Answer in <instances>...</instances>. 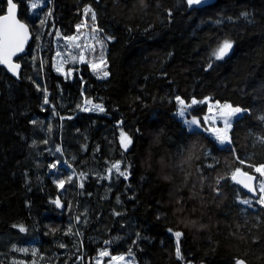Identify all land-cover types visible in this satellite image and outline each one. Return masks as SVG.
I'll return each instance as SVG.
<instances>
[{"label":"trees","instance_id":"obj_1","mask_svg":"<svg viewBox=\"0 0 264 264\" xmlns=\"http://www.w3.org/2000/svg\"><path fill=\"white\" fill-rule=\"evenodd\" d=\"M14 1L32 39L17 58L19 79L0 64V236L34 226L43 260L73 251L70 214L51 197L74 205L75 180L67 172L57 181L38 176L36 143L58 140L61 113L65 154L82 179L79 207H88L86 232L99 239L84 238L87 264L103 246L132 253L137 264H264V205L255 200L264 193L242 203L249 195L232 180L236 169L255 173L264 163V0H49L37 17L27 0ZM6 5L0 0V15ZM87 5L112 37L108 76L82 64L66 78L53 68L54 31L74 32ZM226 39L233 48L216 59ZM176 97H209L247 112L221 147L176 118ZM84 100L104 111L81 110ZM206 111L202 104L188 115L204 125ZM122 132L131 139L127 148ZM117 164L114 177L101 178ZM8 249L0 244V252ZM0 264L10 261L0 254Z\"/></svg>","mask_w":264,"mask_h":264},{"label":"rangeland","instance_id":"obj_2","mask_svg":"<svg viewBox=\"0 0 264 264\" xmlns=\"http://www.w3.org/2000/svg\"><path fill=\"white\" fill-rule=\"evenodd\" d=\"M29 5V14L30 16H40L43 13L48 12L49 8V0H27ZM36 4L37 7L33 8L32 5ZM90 8L91 12L86 13L85 9ZM84 13L82 15L81 21L76 25L75 31L72 33H65L60 29H56L53 35V44H54V55H53V68L56 72L62 74L66 78H72L74 73H76L82 64H87L90 69L94 72V74L98 78H106L103 73L107 71V61H106V51L107 45L112 37L101 32L97 25L96 19H92L91 13L94 10L89 6L84 7ZM95 13V12H94ZM46 20V19H45ZM77 26H80L79 28ZM69 37H75V39H68ZM80 45V47H77ZM59 53V55H58ZM82 57V58H81ZM96 64L98 67L94 70L92 65ZM60 69L59 71L57 69ZM181 100H183L181 98ZM195 100L197 103H192ZM84 100L80 109L83 111H91L102 113L97 110L94 106L101 105L100 103L91 102L86 103ZM184 101V100H183ZM49 103V102H48ZM206 104L207 111L203 115L204 125H201L199 122V118L195 116H189V110L191 108L197 107L199 105ZM224 104H230L228 102H219L213 101L209 97H205L202 99L192 98L190 102L184 101V105H181L177 101V109L175 111V116L177 119L182 121V123L189 129H201L210 137H212L216 143L221 147H226L230 145V129L231 127H227L225 124V120H229L231 126L233 121L243 115L245 111L234 114L231 117H227L222 115L221 113L226 111L222 108ZM231 105V104H230ZM233 106V105H232ZM103 107V106H102ZM237 107V106H233ZM85 108L89 110H84ZM181 108L184 109L183 115L180 114ZM241 108V107H240ZM104 109V107H103ZM243 109V108H241ZM57 110V109H56ZM58 111V110H57ZM59 113V111H58ZM61 117L63 115L59 114V123H58V140L54 143L47 142H38L36 143V149L39 155V169L38 176H46L49 175L56 181L61 177L63 172H67L71 179L75 180L77 187V198L74 205H67L62 208L61 211L70 214V218L72 221V237H73V251L71 254H67L63 260H43L38 256L37 253V245L36 241L37 237V228L34 226H17L16 233L13 236H0V244L1 246L6 243L9 246L8 251H1L0 254H3L10 261V264H87L85 258L83 256L84 246V238L90 240L91 243H95L99 241V239L95 238L92 235H87L86 228L89 220L88 207L82 206L79 207L78 199H79V188L81 187L82 179L78 170L69 163L66 154L65 147L63 145L62 139V121ZM192 120L198 121V124L189 123ZM41 128V127H40ZM217 130H226L228 140H225L224 143H221L220 140L217 139ZM223 134V131L220 132ZM42 161V163H41ZM63 167L60 169V167ZM118 171L116 168H112V171L108 174L102 175L101 178H105L109 181L112 177L116 175ZM255 172V171H254ZM256 173V172H255ZM259 174V173H257ZM92 176H98V172L92 174ZM261 178L257 181V189L260 191L259 182ZM61 181V180H59ZM63 186L59 185V189H62ZM58 195H53L51 197V204L56 207L54 203V199ZM60 197V196H59ZM252 197L246 198L245 200H249L251 203L248 205H252ZM260 199L255 198L258 202ZM61 200V198H60ZM62 201V200H61ZM63 202V201H62ZM64 203V202H63ZM57 208V207H56ZM23 228V231H21ZM177 232H174L173 235L176 239V243L178 241V237L176 236ZM23 239L25 242H23ZM92 239V240H91ZM5 244H2V242ZM104 245L108 242L103 241ZM26 250V251H23ZM101 252H107L108 255L101 256ZM119 257H123V259H118ZM115 258V259H114ZM91 264H137V261L132 253H121V254H110L109 248L106 246L101 247L98 252L93 256ZM185 264H195L193 262H186Z\"/></svg>","mask_w":264,"mask_h":264},{"label":"snow or ice","instance_id":"obj_3","mask_svg":"<svg viewBox=\"0 0 264 264\" xmlns=\"http://www.w3.org/2000/svg\"><path fill=\"white\" fill-rule=\"evenodd\" d=\"M189 6L193 4H200L202 3V0H187ZM8 4V14L0 16V64L7 65L9 67V70L12 71L14 74L19 69V64H14L12 62V56H14L17 52L23 51V45L27 40V27L26 25L19 22V20L16 19L15 10L17 8V5L13 2V0H7ZM33 8H36L37 5L34 3L32 5ZM85 12H91L90 8H86ZM92 19L95 20L96 16L95 13L92 12ZM244 15H247L246 13ZM43 23V21H42ZM78 28L80 26H77ZM68 39L72 40L75 39V37H69ZM77 47H80V45H77ZM232 48V42L228 39L224 40L223 43L213 52V55L216 57V59H222L228 51ZM59 55V53H58ZM82 58V57H81ZM93 69L95 70L98 65L93 64ZM211 67V65H209ZM60 70L59 68L57 69ZM103 75L106 77L108 75V72H104ZM177 101L184 105V101L181 100L180 97H176ZM46 104L48 103L47 96H45ZM86 103H91L90 101H86ZM192 103H197V101L193 100ZM99 111H104L103 107L101 105H95L94 106ZM222 108L226 111L222 112L221 114L227 117H231L234 114L240 113L242 111H245L244 109H241L240 107H233L230 104H224ZM84 110H89L85 108ZM184 109L181 108L180 114L183 115ZM261 120H264V116L260 117ZM189 123L191 124H198V121L192 120ZM225 124L227 127H231V124L229 120H225ZM223 131V134L221 135L220 132ZM217 139L220 140L221 143H224L225 140H228L227 132L226 130H217ZM262 142H264V139H262ZM121 143L122 145L127 148V146L131 143V139L127 137L126 134L123 132L121 133ZM243 163V161H241ZM114 168H116L117 171H119V165H114ZM255 172L260 174V177H264V163L260 164L258 167H255ZM121 176H124L127 178V175L125 172H119ZM243 175L246 177L247 181H253L257 179L255 176L249 175L247 172H241V169H236V171L233 173L232 178L235 180L237 175ZM71 180V177L68 178ZM239 183H242L244 187L249 188L250 190L255 192V188L250 183H245L244 181H238ZM64 181H59V185L63 186ZM259 188L261 193H264V180H260L259 182ZM242 203L250 204L251 202L249 200H244ZM261 205H264V194L260 196V199L258 201ZM21 231H23V228H21ZM181 234L176 233V236L179 238ZM26 251V250H23ZM101 256L108 255L107 252H101ZM177 256L180 257V250L179 246H177ZM115 259V258H114ZM118 259H123V257H119ZM236 264H244V261L238 260Z\"/></svg>","mask_w":264,"mask_h":264},{"label":"water","instance_id":"obj_4","mask_svg":"<svg viewBox=\"0 0 264 264\" xmlns=\"http://www.w3.org/2000/svg\"><path fill=\"white\" fill-rule=\"evenodd\" d=\"M6 1H7V0H6ZM213 1H214V0H202V3H200V4L210 3V2H213ZM13 2L15 3L14 0H13ZM15 4L17 5V3H15ZM7 14H8V4L6 5V11H5L2 15H7ZM2 15H0V16H2ZM15 15H16V19L19 20L20 23L26 25V27H27V40H26V42H25L24 45H23V51H21V52H17L14 56H12V62H13L14 64H19V65H20V63L17 61V58H18L19 56H21V55L25 52V50H26V48H27L29 42H30L31 39H32V33H31L30 28H29V26L27 25V23H26L25 21L21 20V19L18 17V5H17V8H16V10H15ZM232 48H233V47H232ZM232 48L228 51V53L231 52ZM228 53H227V54H228ZM1 65L4 66V67L8 70V72H9L10 74H12L15 78L19 79L20 71H21V66L19 67V69H18V70L16 71V73L14 74L12 71L9 70V67H8L7 65H4V64H1ZM241 172L243 173V172H246V171H244V170L241 169ZM247 173H248L249 175L255 176L257 179H255V180L249 182V181H247L246 177H244L243 175L238 174L237 177H236V179L234 180V179L232 178V180H233L236 184H238L239 186H241V188L243 189V191H244L247 195H249V196L252 197V198H255V197H257V195H258V189H257V181H258V177H257V175H256L255 173H251V172H247ZM232 176H233V175H232ZM238 181H244L245 183H250V184L255 188V192L252 191V190H250L249 188L244 187L243 184H242V183H239ZM54 203L56 204V207H57L59 210H61V209L64 207V203L60 200V197H59V196H56V198L54 199ZM238 260H242V261H244L243 259H238ZM238 260H237V261H238ZM244 264H247V263L244 261Z\"/></svg>","mask_w":264,"mask_h":264},{"label":"bare ground","instance_id":"obj_5","mask_svg":"<svg viewBox=\"0 0 264 264\" xmlns=\"http://www.w3.org/2000/svg\"><path fill=\"white\" fill-rule=\"evenodd\" d=\"M212 21V20H211ZM82 245H84V244H82ZM85 246V245H84ZM85 248V247H84ZM89 253V252H88ZM90 258V257H89Z\"/></svg>","mask_w":264,"mask_h":264}]
</instances>
